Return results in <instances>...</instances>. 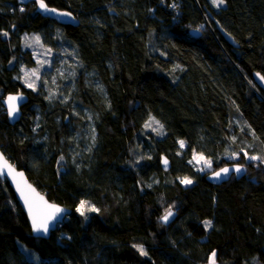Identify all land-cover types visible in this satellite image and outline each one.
<instances>
[{"label": "trees", "instance_id": "1", "mask_svg": "<svg viewBox=\"0 0 264 264\" xmlns=\"http://www.w3.org/2000/svg\"><path fill=\"white\" fill-rule=\"evenodd\" d=\"M45 2L78 23L0 0V150L71 212L48 238L34 236L0 178V264H203L213 251L219 264H264V91L252 75L264 76V0ZM33 32L68 49L75 75L65 99L19 80L21 60L35 65L22 38ZM10 92L28 96L12 124L2 102ZM153 120L160 132L145 127ZM193 152L213 170L242 163L246 174L212 183ZM81 200L99 211L81 216Z\"/></svg>", "mask_w": 264, "mask_h": 264}, {"label": "rangeland", "instance_id": "2", "mask_svg": "<svg viewBox=\"0 0 264 264\" xmlns=\"http://www.w3.org/2000/svg\"><path fill=\"white\" fill-rule=\"evenodd\" d=\"M50 37L52 35H56V32L51 31L49 34ZM39 36V42H37L34 37ZM23 47L28 49L33 56V62L35 65H33L31 68L28 67L26 64H24L21 60V62L18 65V77L19 80L22 81L23 85L26 86V88H29L25 81L27 80L28 83H33L34 88H29L33 91H39L42 96H45L46 99L51 100L54 97L64 98L68 97L69 94H67L71 90V79L75 75V68L73 66V62L68 59L67 50L65 48L64 43H59L56 38H52L51 42L48 38H46L41 33L33 32L26 35H23ZM37 70V75L39 76V79H37V75H32V71ZM25 73H28L26 76ZM82 114L84 115V109H80ZM77 112H79L77 108ZM85 116V115H84ZM150 126L149 129L160 132V126L157 124L154 120L152 122H149ZM182 141V140H180ZM180 141L178 144H180ZM186 143L184 142V146L180 147L185 148ZM192 161L193 164H195V168L197 169V172L201 174H207L209 171L213 170V166L211 164V167H207L203 160H201L199 163L197 160H195L193 157L194 155L199 156L200 154L203 155V157L206 160H210V157L205 156L203 153L200 152H193L192 153ZM234 155L230 156V158H233ZM212 162V161H211ZM186 176L179 177V181L181 183V180L185 178ZM187 178L191 179L193 182V179L189 176ZM183 186H188V184H183ZM173 212V210L171 209ZM90 212L86 211L85 214H89ZM165 215V214H164ZM172 216L169 217V219ZM168 219V221H169ZM167 221V222H168ZM28 258H33L34 260H39L38 256L35 254V252L28 250L27 251ZM203 264H210V259L207 263ZM215 264L217 261H215Z\"/></svg>", "mask_w": 264, "mask_h": 264}, {"label": "water", "instance_id": "3", "mask_svg": "<svg viewBox=\"0 0 264 264\" xmlns=\"http://www.w3.org/2000/svg\"><path fill=\"white\" fill-rule=\"evenodd\" d=\"M19 3L20 0H17ZM28 2H34L35 3V10L37 11L38 14L44 16V17H47V18H51L55 21H57L58 23H63V24H73V25H76L78 23L77 19H75V17L73 16V14H71L69 11L67 10H64V9H57L55 7H52L50 6L49 8H54L56 9L55 12H48V11H44L43 9H40L38 4L35 2V0H24V3H21V4H28ZM61 13H70V15H61ZM216 26H217V29L218 31L220 32V34L223 35V37H225V39L227 40V42H229L230 44H232L233 46L237 45L235 42H234V39L232 36H230L227 32H225V30H223V28L220 26L219 23H216ZM190 35H193L195 37H199L201 34V32L198 30V29H191L189 31ZM257 73L259 72H252V75H253V80L255 82V84L257 86H260L261 89L264 91V80H261L259 76H257ZM260 74V73H259ZM260 76H263L260 74ZM9 96H18L20 97L16 104H17V109L18 111L16 113H14L13 115H9V109H8V103H7V100H8V97ZM28 101V96H26V94L24 92H21V93H18V92H10L8 94H6L4 96V98L2 99V102H3V106L4 108H6V115H7V119L9 120V122L12 124L16 121H18L20 118V115H21V106L22 104H24L25 102ZM0 178L2 180H6L7 183L10 185L11 189H12V192L13 194H15V197L19 203V205L22 207V210L24 212V214L27 216V219H28V223H29V226L31 227V230H32V233L34 236H42V237H45V238H48L49 237V233L54 230L58 224L60 222H62L64 220V218L67 216V215H70V212H71V209L61 205V204H58V203H55V202H52L50 201L49 199H47L46 195L44 193H42L33 183H31L26 175L25 172H23L22 169H19L15 166V164H13L12 162H10L6 155L4 154V152H2L0 150ZM167 160V164L164 163V160ZM7 161V164L11 166V169H9V167H7L5 164H4V161ZM161 166L162 168L165 170V169H168L170 166H169V159L168 157L166 156H162L161 158ZM237 166H240L241 167V171L238 173L235 171V168ZM224 168H228L229 169V172L227 174L225 173H221V175L219 177H216L214 175L215 172H219L222 168H219L217 170H214V171H211L209 172V174L207 175L206 179L208 181H211L212 183H215V184H220L222 182H225L227 180L230 179V177L232 175H234L236 178H241V176L245 175L246 174V165L244 164H237V163H232L230 164V166L228 167H224ZM23 174V175H20V174ZM30 186V188H29ZM21 190H24L25 194L29 195L32 199H34L36 201L37 204L40 203V200L39 198L42 197L43 198V201H46L48 204L50 205H55L61 209H63L64 211L59 213L57 215V218L55 220H51L49 221V230L48 232L44 233V232H36L33 230V224H32V217L29 213V209H28V205L25 204L24 202V197L21 195ZM34 190V191H32Z\"/></svg>", "mask_w": 264, "mask_h": 264}, {"label": "snow or ice", "instance_id": "4", "mask_svg": "<svg viewBox=\"0 0 264 264\" xmlns=\"http://www.w3.org/2000/svg\"><path fill=\"white\" fill-rule=\"evenodd\" d=\"M21 3H24V0H20ZM35 2L38 4L40 9H43L44 11H48V12H55L56 9L54 8H49V6L47 5V3L45 2V0H35ZM212 4L219 7L220 5H223L225 3V0H211ZM20 11L23 12L24 8L21 7ZM61 15H70V13H61ZM3 35H7V32H4ZM34 39L39 42V36L34 37ZM25 75L27 76L28 73H25ZM32 75H37V70H33L32 71ZM257 76L260 77L261 80H264V76H260L259 73H257ZM37 79H39V76L37 75ZM25 83L27 84V86L29 88H34V84L33 83H28V81L26 80ZM20 97L18 96H9L7 103H8V109H9V115H13L14 113H16L18 111L17 109V100ZM156 123L158 124L159 122L156 121ZM149 124H146L145 127H149ZM161 128L163 127L162 125L160 126ZM180 145L181 147L184 146V141H180ZM233 155H236L235 153ZM247 155V154H245ZM2 158V157H0ZM195 160H197V162L199 163L201 160L204 161V163L206 164L207 167H211V161L210 160H206L202 154H200L199 156L194 155L193 157ZM63 159V157L61 158ZM251 160H257V159H262L261 157H257V156H252L250 157ZM164 163L167 164V160H164ZM4 164L9 167V169H11V166L7 164V161H4ZM236 172H240L241 171V167L237 166L235 168ZM229 172L228 168H222L219 172H215L214 175L216 177H219L221 175V173H225L227 174ZM20 175H23L22 173ZM181 183L183 184H191L192 181L191 179L185 177L181 180ZM30 188V186H29ZM34 191V190H32ZM21 195L24 197V202L25 204L28 205V209H29V213L32 217V224H33V230L36 232H48L49 230V221L51 220H55L57 218V215L61 212H63L64 210L55 206V205H50L48 204L46 201H43V198L40 197V203L37 204L36 201L34 199H32L29 195L25 194L24 190H21ZM77 212L80 213L81 216L85 215V212H98L99 209H97L95 206L90 205V203L86 200H81L79 203V206L76 209ZM173 215V212L171 211V209L166 210L165 215H163L161 217V219L164 222H167L169 217ZM206 227H210L211 226V222L210 221H206L205 222ZM138 250L140 251L141 255H147V253L145 252L144 248L142 246H139ZM215 256L216 253L213 251L211 256H210V264H215Z\"/></svg>", "mask_w": 264, "mask_h": 264}, {"label": "bare ground", "instance_id": "5", "mask_svg": "<svg viewBox=\"0 0 264 264\" xmlns=\"http://www.w3.org/2000/svg\"><path fill=\"white\" fill-rule=\"evenodd\" d=\"M230 164H232V163H230ZM230 164H228V165H222V166H219V168H224V167H228V166H230ZM242 164V163H241ZM214 170H217V169H214ZM214 170H212V171H214ZM209 172H211V171H209ZM209 173H207V174H205L206 175V177H207V175H208Z\"/></svg>", "mask_w": 264, "mask_h": 264}]
</instances>
